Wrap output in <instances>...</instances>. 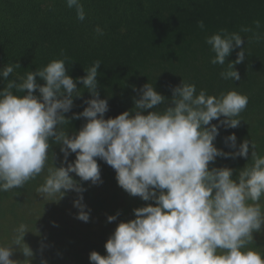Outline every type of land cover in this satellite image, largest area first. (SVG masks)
Listing matches in <instances>:
<instances>
[{"label": "clouds", "instance_id": "9594fccd", "mask_svg": "<svg viewBox=\"0 0 264 264\" xmlns=\"http://www.w3.org/2000/svg\"><path fill=\"white\" fill-rule=\"evenodd\" d=\"M66 4L76 9L78 20L85 19L81 0H66ZM197 25L202 30L205 27L202 20ZM255 25L259 28L260 21ZM240 31L252 29L241 27ZM96 33L104 34L99 27ZM254 38L262 39L258 33ZM205 42L215 54L211 59L214 65H224L231 52L241 48L236 60L227 62V69L220 73L224 80L239 81L235 65L242 63L246 54L239 32L221 29ZM66 60H53L29 71L19 82L7 79L20 67L18 63L0 69V78L7 81L0 90V192L23 188L45 172L51 138L61 145L65 162L70 153H75L76 159L67 167L47 166L44 182L36 189L43 200L58 202L68 191H75L80 194L73 202L79 209L76 218L88 222L90 210H85L82 195L85 189L70 173L93 185L102 183L96 160L100 158L115 170L118 185L129 195L155 202V206L134 209L135 219L120 222L105 244L107 255L92 251L91 264H264V255L248 247L254 242L253 233L264 227L259 203L264 197V155L248 140L231 153L217 149L213 141L218 126L211 124L219 120L225 127H238L248 97L236 90L214 96L202 89L197 94L195 84L182 80L172 89V106L145 115L144 111L157 109L166 101L153 84L146 83L134 109L104 119L108 103L99 98L97 81L101 62L95 61L85 69V76L74 81L67 74ZM36 77L45 83L38 84ZM77 82L93 98L86 101L83 112L74 114L73 118L84 117L87 123L70 137L64 127L70 121L64 114L71 110L73 97L82 95ZM13 89L27 94L14 95ZM37 90L39 96L34 95ZM221 116L225 119L220 120ZM236 140L235 134L227 137L233 149ZM250 146L251 163L235 179L230 168L209 169L218 156L247 158ZM57 196L58 200L52 199ZM118 215L108 216V222ZM13 231L11 242L0 245V264H30L33 251L24 242L27 225L21 223ZM15 251L23 254V262L11 259Z\"/></svg>", "mask_w": 264, "mask_h": 264}, {"label": "trees", "instance_id": "16d2710c", "mask_svg": "<svg viewBox=\"0 0 264 264\" xmlns=\"http://www.w3.org/2000/svg\"><path fill=\"white\" fill-rule=\"evenodd\" d=\"M85 19H77L75 8H68L66 0H0V69L18 63L8 80L19 82L29 71L35 72L53 60H66L67 74L74 81L86 75L85 69L99 60L98 92L106 99L108 111L104 119L115 118L134 109L140 89L153 84L154 89L166 98L157 106H172V89L183 82L195 84L197 94L206 90L208 95L236 90L248 97V105L239 119L238 127L220 125L213 141L215 147L225 153L238 149L248 140L256 144V151L264 155V0H81ZM204 22L200 29L197 21ZM260 21L257 28L255 21ZM103 35L96 33V28ZM241 27L251 28L241 32ZM221 29L239 32L244 39L245 59L235 65L239 81L224 80L220 73L227 69V62L235 61L241 48L234 49L224 65L211 63L215 55L205 39ZM254 33L262 39L256 40ZM63 50L64 55H61ZM38 84L45 82L36 77ZM7 81L0 78V90ZM82 93L73 97L71 110L65 113L70 121L65 125L68 136H74L87 123V119L73 118L88 106L93 97L77 82ZM135 89V90H134ZM14 95L23 96L13 89ZM34 95L39 96L38 90ZM134 114V113H132ZM220 120L225 119L223 116ZM207 127V126H206ZM235 134L237 148L233 149L227 137ZM50 158L47 166L67 167L76 159L70 153L65 162L61 145L50 138ZM52 156V159H51ZM251 146L245 157L218 156L209 169L230 168L235 179L247 163H251ZM102 183L93 185L70 173L85 191L83 203L89 211V221L77 219L79 209L74 201L79 195L68 191L58 202L43 200L36 189L44 182L45 172L27 182L23 188L0 192V245H8L14 228L27 225L24 242L32 249L30 264H91L92 251L107 255L105 244L120 222L135 219L133 210L152 204L133 197L124 191L116 180L115 170L105 161L96 158ZM58 196L52 199L58 200ZM251 203V202H249ZM264 210V197L260 200ZM119 213L117 219L108 222L107 217ZM254 242L248 245L264 255V227L253 233ZM13 260L23 262L25 257L15 251ZM27 264V262H23Z\"/></svg>", "mask_w": 264, "mask_h": 264}]
</instances>
